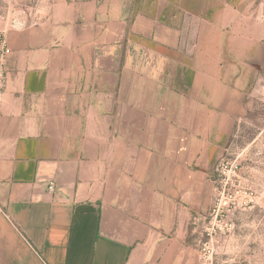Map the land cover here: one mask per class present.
Here are the masks:
<instances>
[{
  "label": "crops",
  "instance_id": "crops-1",
  "mask_svg": "<svg viewBox=\"0 0 264 264\" xmlns=\"http://www.w3.org/2000/svg\"><path fill=\"white\" fill-rule=\"evenodd\" d=\"M249 8L0 0V264H198L191 226L264 84Z\"/></svg>",
  "mask_w": 264,
  "mask_h": 264
},
{
  "label": "rangeland",
  "instance_id": "rangeland-1",
  "mask_svg": "<svg viewBox=\"0 0 264 264\" xmlns=\"http://www.w3.org/2000/svg\"><path fill=\"white\" fill-rule=\"evenodd\" d=\"M249 5V28L256 48H264V0H249ZM23 8L17 5L14 15ZM36 9L31 6L27 23L37 21ZM253 89L246 116L213 168L210 206L191 226L198 264H264V84Z\"/></svg>",
  "mask_w": 264,
  "mask_h": 264
},
{
  "label": "built area",
  "instance_id": "built-area-1",
  "mask_svg": "<svg viewBox=\"0 0 264 264\" xmlns=\"http://www.w3.org/2000/svg\"><path fill=\"white\" fill-rule=\"evenodd\" d=\"M10 26L13 28H24L27 26L26 15L17 16L10 22ZM9 54L8 40L6 33L0 27V103L5 92V88L8 82V68L6 65V59ZM50 192L55 190V184L50 183L48 187Z\"/></svg>",
  "mask_w": 264,
  "mask_h": 264
}]
</instances>
